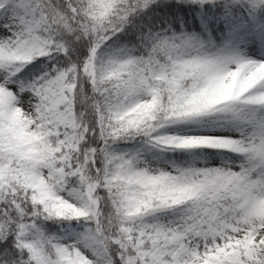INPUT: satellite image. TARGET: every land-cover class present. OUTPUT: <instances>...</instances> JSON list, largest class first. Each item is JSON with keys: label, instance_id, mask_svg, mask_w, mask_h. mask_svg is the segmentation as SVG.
Wrapping results in <instances>:
<instances>
[{"label": "snow or ice", "instance_id": "1", "mask_svg": "<svg viewBox=\"0 0 264 264\" xmlns=\"http://www.w3.org/2000/svg\"><path fill=\"white\" fill-rule=\"evenodd\" d=\"M0 264H264V0H0Z\"/></svg>", "mask_w": 264, "mask_h": 264}]
</instances>
